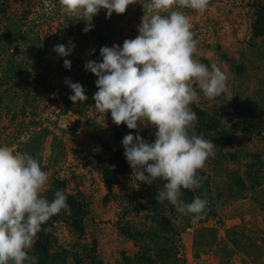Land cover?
I'll list each match as a JSON object with an SVG mask.
<instances>
[{
  "label": "rangeland",
  "instance_id": "rangeland-1",
  "mask_svg": "<svg viewBox=\"0 0 264 264\" xmlns=\"http://www.w3.org/2000/svg\"><path fill=\"white\" fill-rule=\"evenodd\" d=\"M256 1L210 0L203 12L172 6L192 24L195 58L221 67L228 91L209 99L193 81L198 96L190 105L198 117L194 132L215 143V155L197 171L208 181L221 221L193 219L173 206L170 215L183 230L185 261L171 258L160 264H264V36L252 33ZM147 3L136 0L124 13L113 11L110 17L101 8L91 21L94 27L84 32L82 13L67 15L58 0H0V147L13 154L28 152L40 161L48 175L40 192L59 177L69 190L91 196L93 220L87 238L97 240L99 255L108 264H124V254L138 251L117 225L125 204L121 195L136 192L147 197L149 188L130 174L109 194L97 160L109 154L107 146L123 148L122 139L115 138L117 125L110 110L96 109L98 77L84 65L102 60L101 46H122L125 39L135 38L142 17L150 15ZM58 43L75 47L63 57L53 50ZM64 59L71 60V68L63 66ZM66 77L84 86L87 100L69 99L72 90ZM139 129L147 141H154L153 126ZM144 214L130 212L127 219L149 221ZM204 225L216 228V240L198 245L195 233ZM235 225L254 242L259 239L261 247H248L250 252L236 248L226 236V227ZM55 228L65 246L77 241L65 224ZM67 264H76L72 256Z\"/></svg>",
  "mask_w": 264,
  "mask_h": 264
},
{
  "label": "clouds",
  "instance_id": "clouds-1",
  "mask_svg": "<svg viewBox=\"0 0 264 264\" xmlns=\"http://www.w3.org/2000/svg\"><path fill=\"white\" fill-rule=\"evenodd\" d=\"M67 15L82 13L86 21L82 31H89L94 15L101 8L107 16L124 13L136 0H58ZM210 0H148L150 15L144 14L138 35L127 38L122 46H101L102 60H88L84 67L94 73L98 90L93 94L101 113L111 112L115 124L129 129L153 126L155 139L148 142L139 131L122 138L124 156L137 180L164 181L157 202L169 201L185 215L200 219L207 210L206 196L196 195L191 202L182 199V189L201 186L198 169L215 155V143L194 132L198 117L190 107L198 96L193 81L206 98L214 99L228 91L227 75L217 64L210 66L197 60V41L188 16L173 9L203 12ZM167 12V14H162ZM75 47L53 45L60 56L67 57ZM63 66L71 68V60ZM72 90L69 99L85 101L84 86L65 78ZM48 175L32 154H13L0 147V264H38L30 254L37 233L55 214H70L67 194L57 189L53 199L40 194Z\"/></svg>",
  "mask_w": 264,
  "mask_h": 264
},
{
  "label": "trees",
  "instance_id": "trees-1",
  "mask_svg": "<svg viewBox=\"0 0 264 264\" xmlns=\"http://www.w3.org/2000/svg\"><path fill=\"white\" fill-rule=\"evenodd\" d=\"M8 9H5L7 14ZM105 30L99 31L103 37ZM253 36H264V0H257L254 10V19L252 24ZM66 39L67 35H66ZM117 125V124H116ZM154 130L156 131L155 127ZM148 140L147 136L140 129H129L125 123L121 122L115 129V138L121 140L128 133H136ZM149 142V141H148ZM109 154L99 156L97 168L103 176V180L109 194L114 193V186L122 181V178L132 174V169L124 156V148L107 146ZM135 175V174H132ZM201 178V186L197 189H182V199L191 200L196 195L206 196L208 200L206 213L200 218L201 221H207L209 218L221 219L218 216L214 203V195L211 192L208 181L203 173L198 171ZM137 180V179H136ZM148 186L147 197L138 195L136 192L124 193L121 195L125 201L123 212L117 225L119 230L134 240L138 251L134 255L124 254V264H160L169 261L171 258L185 261L183 253L182 233L183 230L173 220L170 212L173 205L165 200L157 202L156 195L158 190H162L164 181L156 179L152 183L142 182ZM63 190L67 194L68 204L71 207L70 214L61 210L60 213L53 215L42 226V230L34 238L33 247L29 250L30 254L38 257V264H67L68 257L72 256L76 264H108L99 255L97 240L91 241L87 238V226L90 220H93V200L89 194L83 190H69L65 180L56 177L41 195L49 200L53 199V194L57 190ZM145 211V216L149 221L137 223L127 219L130 212L140 215ZM193 215V214H192ZM65 224L68 229L77 235V241L67 247L62 244L56 233L57 223ZM242 227L235 225L226 227V236L236 248L250 252L248 247L259 249L261 244L259 239H255L242 231ZM216 240V228L211 225L201 226L195 233V241L198 245H209Z\"/></svg>",
  "mask_w": 264,
  "mask_h": 264
}]
</instances>
